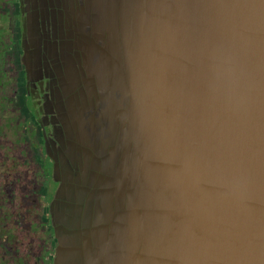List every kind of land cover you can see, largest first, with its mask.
Listing matches in <instances>:
<instances>
[{"label": "water", "instance_id": "obj_1", "mask_svg": "<svg viewBox=\"0 0 264 264\" xmlns=\"http://www.w3.org/2000/svg\"><path fill=\"white\" fill-rule=\"evenodd\" d=\"M55 264H264V0H59Z\"/></svg>", "mask_w": 264, "mask_h": 264}, {"label": "flooded vegetation", "instance_id": "obj_2", "mask_svg": "<svg viewBox=\"0 0 264 264\" xmlns=\"http://www.w3.org/2000/svg\"><path fill=\"white\" fill-rule=\"evenodd\" d=\"M59 0H0V264H55L63 16Z\"/></svg>", "mask_w": 264, "mask_h": 264}]
</instances>
